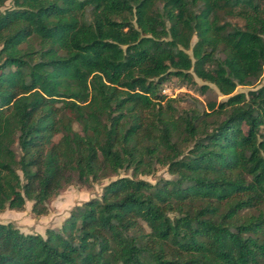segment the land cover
Returning a JSON list of instances; mask_svg holds the SVG:
<instances>
[{
  "label": "trees",
  "instance_id": "trees-1",
  "mask_svg": "<svg viewBox=\"0 0 264 264\" xmlns=\"http://www.w3.org/2000/svg\"><path fill=\"white\" fill-rule=\"evenodd\" d=\"M6 1L0 211L114 177L0 264H264V0Z\"/></svg>",
  "mask_w": 264,
  "mask_h": 264
},
{
  "label": "rangeland",
  "instance_id": "rangeland-1",
  "mask_svg": "<svg viewBox=\"0 0 264 264\" xmlns=\"http://www.w3.org/2000/svg\"><path fill=\"white\" fill-rule=\"evenodd\" d=\"M11 0L5 2V6H10ZM197 83H207L212 88L211 96H215L216 99L223 98L222 95L216 88V86L208 81L201 80L200 78L195 77ZM264 83V68L262 74L255 84L259 86ZM250 88L248 85H237L236 91H247ZM162 92L167 93L170 96L179 97V105L185 106L188 101L184 98L186 93H190L198 96L200 99L204 98V94L198 93L194 88H191L190 85L180 84L178 79L171 78L163 84ZM120 174H130V170L121 169ZM143 178L154 181L157 176L170 177L171 175L166 171V168L163 166L157 167L153 174L149 175H140ZM114 177V175L100 179L98 181H92L88 184L73 183L68 184L62 188L56 195L51 197L48 201L49 211L47 214L35 215L31 212V201L27 200L25 207L21 210L6 208L3 211H0V221H12L17 227L23 231H37L44 233V230L47 226H56L59 225L62 219L68 214L70 208L89 197L99 195L102 189V186L108 182L109 179Z\"/></svg>",
  "mask_w": 264,
  "mask_h": 264
}]
</instances>
